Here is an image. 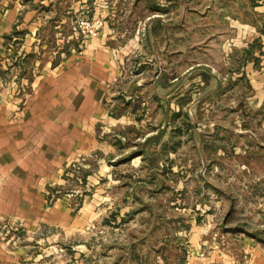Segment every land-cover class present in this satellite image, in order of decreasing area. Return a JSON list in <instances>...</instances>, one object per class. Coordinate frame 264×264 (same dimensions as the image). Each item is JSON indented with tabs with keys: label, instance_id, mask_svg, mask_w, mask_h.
Instances as JSON below:
<instances>
[{
	"label": "crops",
	"instance_id": "crops-1",
	"mask_svg": "<svg viewBox=\"0 0 264 264\" xmlns=\"http://www.w3.org/2000/svg\"><path fill=\"white\" fill-rule=\"evenodd\" d=\"M127 1L0 0V225L15 223L21 233L19 244L0 238V264H35L52 245L85 234L90 224L119 208L123 196L113 191L121 190V174L132 172L129 161L141 164L139 173L146 161L152 174L158 165L160 148L171 135L169 119L177 113L175 78L168 80L173 86L165 101L158 73L146 88L119 87L126 76L120 67L128 53L121 47ZM257 4L264 9V3ZM80 13L103 15L97 38L77 35ZM155 22L162 26L160 18ZM261 52L258 70L252 64L243 69L254 109L264 106V42ZM204 67L200 85L207 96L222 84L217 68ZM192 71L188 66L182 79ZM138 91L142 103L146 92L152 105L166 111L167 124L144 129L141 114L132 108ZM205 104L212 108L217 102ZM128 130L132 147L125 149ZM262 231H248L250 239L234 253L215 247L197 255L204 242L196 244L188 264H264Z\"/></svg>",
	"mask_w": 264,
	"mask_h": 264
},
{
	"label": "rangeland",
	"instance_id": "rangeland-1",
	"mask_svg": "<svg viewBox=\"0 0 264 264\" xmlns=\"http://www.w3.org/2000/svg\"><path fill=\"white\" fill-rule=\"evenodd\" d=\"M257 2L264 0L127 1L121 47L128 53L120 67L126 76L119 87L146 88L158 73L165 101L175 78L171 135L153 174L148 161L142 173L140 163L128 162L132 172L121 174L125 184L113 191L123 196L119 208L85 234L52 245L35 264H188L196 244L204 242L197 255L215 247L234 253L250 239L248 231L264 230V106L249 108L255 98L243 70L260 68L264 9ZM206 65L218 69L222 84L207 96L200 85ZM188 66L194 71L183 80ZM139 92L132 108L144 129L167 124L166 111L146 92L142 103ZM207 99L217 105L206 106ZM129 134L125 149L132 147Z\"/></svg>",
	"mask_w": 264,
	"mask_h": 264
},
{
	"label": "built area",
	"instance_id": "built-area-1",
	"mask_svg": "<svg viewBox=\"0 0 264 264\" xmlns=\"http://www.w3.org/2000/svg\"><path fill=\"white\" fill-rule=\"evenodd\" d=\"M105 23L103 15H98L94 18H89L85 14H78L75 17L74 27L77 35L83 39H95L98 37ZM20 228L17 224L5 222L0 225V238L12 240L14 244L20 243Z\"/></svg>",
	"mask_w": 264,
	"mask_h": 264
}]
</instances>
